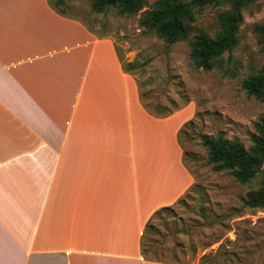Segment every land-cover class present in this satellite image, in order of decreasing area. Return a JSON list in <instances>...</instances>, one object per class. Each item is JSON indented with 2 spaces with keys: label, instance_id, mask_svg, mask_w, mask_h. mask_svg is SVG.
Listing matches in <instances>:
<instances>
[{
  "label": "crops",
  "instance_id": "obj_1",
  "mask_svg": "<svg viewBox=\"0 0 264 264\" xmlns=\"http://www.w3.org/2000/svg\"><path fill=\"white\" fill-rule=\"evenodd\" d=\"M135 80L49 0H0V264H196L142 253L195 177L177 141L165 162Z\"/></svg>",
  "mask_w": 264,
  "mask_h": 264
},
{
  "label": "rangeland",
  "instance_id": "obj_2",
  "mask_svg": "<svg viewBox=\"0 0 264 264\" xmlns=\"http://www.w3.org/2000/svg\"><path fill=\"white\" fill-rule=\"evenodd\" d=\"M49 1L99 37L111 39L123 65L135 64L128 72L138 81L141 101L150 116L162 121L149 118L148 130L160 128L169 165L170 149L177 141L181 166L195 177V185L164 206L172 207L174 215L164 213L168 221L158 224L159 234L152 235L155 242H148L147 258L152 261L156 253L164 263L264 264V208L245 205L247 195L258 189L264 174L243 185L228 171L216 172L202 139L221 136L238 140L246 148L251 145L256 122L264 116V103L248 97L242 83L264 64L254 33L264 21V6L255 3L244 11L238 46L213 70L205 71L190 57L195 34L169 46L140 27L143 13L156 0H147L148 6L130 18L114 12L96 13L90 0ZM216 14L217 9L209 8L194 25L213 35ZM172 156L175 158V153ZM216 216L223 221L215 222Z\"/></svg>",
  "mask_w": 264,
  "mask_h": 264
},
{
  "label": "trees",
  "instance_id": "obj_3",
  "mask_svg": "<svg viewBox=\"0 0 264 264\" xmlns=\"http://www.w3.org/2000/svg\"><path fill=\"white\" fill-rule=\"evenodd\" d=\"M90 3L96 13L114 12L128 18L137 16L148 6L147 0H90ZM255 3L264 6V0H156L151 9L143 13L139 25L169 46L186 41L195 34L190 43V57L197 68L210 71L226 53L238 46L244 11ZM209 8L217 9V31L213 35L194 25L198 17ZM58 12L64 15L62 11ZM254 33L260 52L264 54V21L255 27ZM134 67L135 64L123 65L127 72ZM242 88L248 97L264 103V64L243 81ZM255 128L256 133L250 137L249 148L238 140H226L221 136L202 138L208 151V162L216 172L228 171L243 185L250 183L259 174H264V116L259 118ZM245 205L250 209L264 208V176L258 189L247 195ZM164 213L174 215V210L172 207H164L157 211L145 229L141 246L146 258L149 253L148 242L154 241L153 234H159L158 224L168 221ZM203 215L213 219L210 215ZM214 221L222 222L223 217L216 216ZM153 255L152 261L163 262L159 254Z\"/></svg>",
  "mask_w": 264,
  "mask_h": 264
}]
</instances>
